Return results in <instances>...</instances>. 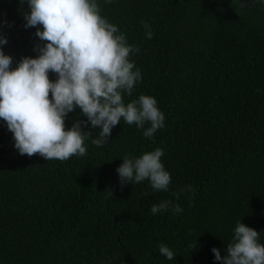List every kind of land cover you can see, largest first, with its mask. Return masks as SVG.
<instances>
[{
	"label": "trees",
	"instance_id": "1",
	"mask_svg": "<svg viewBox=\"0 0 264 264\" xmlns=\"http://www.w3.org/2000/svg\"><path fill=\"white\" fill-rule=\"evenodd\" d=\"M96 2L139 49L129 58L142 78L124 100L155 97L164 126L145 137L121 119L105 145L88 137L85 155L46 160L20 154L0 118V264H221L211 248L225 254L238 220L264 243V0ZM28 10L0 0V21L13 22L0 23L11 67L43 43L37 26L23 27ZM84 130L95 137L99 126ZM156 147L168 190L148 179L122 185L123 156ZM161 200L183 211L152 213ZM161 242L172 259L159 252Z\"/></svg>",
	"mask_w": 264,
	"mask_h": 264
},
{
	"label": "clouds",
	"instance_id": "2",
	"mask_svg": "<svg viewBox=\"0 0 264 264\" xmlns=\"http://www.w3.org/2000/svg\"><path fill=\"white\" fill-rule=\"evenodd\" d=\"M25 2L29 10L23 12V27L37 26L35 36L43 42L34 46L38 54L22 56L11 67L13 57L2 47L7 36L0 33V118L20 154L39 153L46 160L83 156L86 138L91 137L93 145H105L121 119L135 123L145 137H152L164 126L165 115L155 97L141 93L124 100L142 78L140 68L129 58L139 49L128 44L118 26L100 14L96 0H21V4ZM0 23L11 26L13 22ZM143 24L145 35L151 38V25L147 21ZM49 71L55 73V79L49 78ZM76 109L78 118L67 127L65 121ZM89 124L99 126L95 137L84 130ZM162 155L160 147L138 156L124 155L116 168L121 184L148 179L153 189L167 191L171 176ZM169 208L175 213L183 211L171 200L150 206L152 213ZM259 233L238 220L225 254L211 248L214 260L221 264H264ZM159 252L168 259L174 256L163 242Z\"/></svg>",
	"mask_w": 264,
	"mask_h": 264
}]
</instances>
